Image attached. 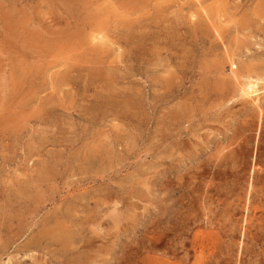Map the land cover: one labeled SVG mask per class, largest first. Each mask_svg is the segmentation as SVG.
Instances as JSON below:
<instances>
[{
  "label": "rangeland",
  "instance_id": "obj_1",
  "mask_svg": "<svg viewBox=\"0 0 264 264\" xmlns=\"http://www.w3.org/2000/svg\"><path fill=\"white\" fill-rule=\"evenodd\" d=\"M74 1L0 0V264H264V0Z\"/></svg>",
  "mask_w": 264,
  "mask_h": 264
},
{
  "label": "bare ground",
  "instance_id": "obj_2",
  "mask_svg": "<svg viewBox=\"0 0 264 264\" xmlns=\"http://www.w3.org/2000/svg\"><path fill=\"white\" fill-rule=\"evenodd\" d=\"M76 1V0H75ZM74 1V2H75ZM87 1V0H86ZM127 1V0H126ZM168 1V0H167ZM170 1V0H169ZM173 1V0H172ZM215 1V0H214ZM218 1V0H217ZM216 1V2H217ZM220 1V0H219ZM78 2V1H77ZM88 2V1H87ZM133 2V1H132ZM135 2V1H134ZM133 2V3H134ZM146 2V1H145ZM144 2V4H146ZM198 2H199V0H198ZM80 3H82L81 2V0H80ZM138 3V2H137ZM221 3V2H220ZM71 4V3H70ZM88 4V3H87ZM116 4V3H115ZM122 4V3H121ZM120 4V5H121ZM128 4V3H127ZM143 4V5H144ZM73 5V4H72ZM112 5V4H111ZM218 5V4H217ZM216 5V6H217ZM122 6L124 7V5L122 4ZM122 7V9H124ZM141 7H142V5H141ZM147 7V6H146ZM150 7V6H149ZM148 7V8H149ZM201 7V6H200ZM129 8V7H128ZM143 8V7H142ZM157 8V7H156ZM162 8V7H161ZM118 9V8H117ZM119 10H121V9H119ZM161 10V9H160ZM199 11H201V9L199 10ZM87 12V11H86ZM120 12V11H119ZM134 12V11H133ZM94 13V12H93ZM96 13V12H95ZM111 13V12H110ZM123 13V12H122ZM162 13V12H161ZM101 14V13H100ZM115 14V13H114ZM118 14V13H117ZM127 14V13H126ZM144 14V13H143ZM142 14V15H143ZM136 15H137V13H136ZM134 16V15H133ZM168 16V15H167ZM224 18V17H223ZM146 19V18H145ZM141 20V19H140ZM221 21V20H220ZM129 22V21H128ZM128 22H126V23H128ZM131 25H133L132 24V22L130 23ZM125 25H127L128 26V24H125ZM124 25V26H125ZM140 26V25H139ZM143 26V25H142ZM129 27V26H128ZM203 28V27H202ZM223 28V27H222ZM199 29V28H198ZM211 29V28H210ZM91 30V29H90ZM130 30V29H129ZM197 30V29H196ZM218 32V31H217ZM220 32V31H219ZM220 36V35H219ZM238 41V40H237ZM234 45V44H233ZM248 51V50H247ZM3 54V53H2ZM232 57V56H231ZM230 58V57H229ZM230 60H231V62H230ZM230 60H228L231 64H232V66L234 67V65H235V61H233V59L232 58H230ZM219 66V65H218ZM236 68H237V66H235ZM18 69V68H17ZM99 70V69H98ZM234 72V75H236V81H238V83H239V89H241L242 90V94H244L245 96H248V97H250V98H252V100L253 101H256V99H258L259 98V90L257 89V88H255V86H254V83H250V82H248L247 83V85H245V86H243L242 84H241V81H240V79L238 78V74L240 73H238L237 72V70L236 71H232V73ZM183 73V72H182ZM238 73V74H237ZM18 75V74H17ZM240 75V74H239ZM259 76V75H258ZM235 77V76H234ZM229 80V79H228ZM221 81V80H220ZM249 81V80H248ZM115 82V81H114ZM171 82V81H170ZM222 82V81H221ZM222 83H224L225 84V81L224 82H222ZM227 83V82H226ZM231 83V82H230ZM177 84V83H176ZM227 86H229L228 84H226ZM222 87V86H221ZM237 87V86H236ZM235 87V88H236ZM226 88V87H225ZM228 89V88H227ZM250 89V90H249ZM228 92V91H227ZM252 94H255L256 95V97H253L254 95H252ZM259 100V99H258ZM260 110V113H259V118H261V114H263L262 113V109L260 108L259 109ZM183 112V111H182ZM257 112V111H256ZM179 116V115H178ZM264 116V115H263ZM258 123V122H257ZM251 129V128H250ZM229 155V154H228ZM90 159V158H89ZM217 167V166H216ZM207 208V207H206ZM116 211V210H115ZM121 212H122V210H121ZM111 215H112V217L114 218V220H116L117 219V221H119L120 219H119V217L121 216L119 213H111ZM123 215V214H122ZM121 218H122V216H121ZM194 218V217H193ZM119 219V220H118ZM118 224V223H117ZM57 227V226H56ZM60 228H61V226H60ZM163 228V227H162ZM164 230V229H163ZM58 233H59V237L61 238V239H65V240H68L69 239V237H71V236H68L67 235V233L64 231V228H61V230H59V227H58ZM70 233V232H69ZM189 233V232H188ZM70 235V234H69ZM192 237V236H191ZM74 238V237H73ZM176 240V239H175ZM62 241V240H61ZM184 241V240H183ZM86 260V259H85ZM182 261V260H181ZM169 263V262H168ZM205 263V262H204Z\"/></svg>",
  "mask_w": 264,
  "mask_h": 264
}]
</instances>
